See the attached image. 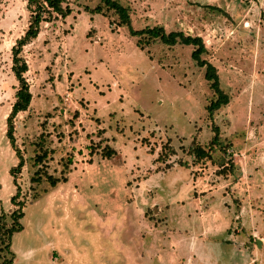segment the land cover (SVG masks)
Wrapping results in <instances>:
<instances>
[{
  "label": "rangeland",
  "instance_id": "rangeland-1",
  "mask_svg": "<svg viewBox=\"0 0 264 264\" xmlns=\"http://www.w3.org/2000/svg\"><path fill=\"white\" fill-rule=\"evenodd\" d=\"M97 1L65 0L69 14L42 23L21 50L31 99L13 118L23 158L13 176L25 204L11 264H264V0H116L129 7L133 29L201 37V57L228 95L211 118L191 46L153 40L139 49L112 13L84 10ZM25 4L0 0V213L13 208L8 170L17 159L5 118ZM212 125L224 154L213 148L212 160L196 161L182 152L193 135L205 147ZM41 132L48 174L71 160L54 187L30 181ZM167 142L175 154L156 161ZM104 144L115 150L110 158Z\"/></svg>",
  "mask_w": 264,
  "mask_h": 264
},
{
  "label": "trees",
  "instance_id": "trees-1",
  "mask_svg": "<svg viewBox=\"0 0 264 264\" xmlns=\"http://www.w3.org/2000/svg\"><path fill=\"white\" fill-rule=\"evenodd\" d=\"M25 8L28 11L26 27L22 34L14 40L10 47V70L17 82V85L13 93V101L10 104L9 112L5 118V136L14 151L17 162L8 170L9 174L12 176V183L15 187L14 193L8 199L13 208L8 210L6 213H0V257L2 256L0 264H11L13 262L14 257L10 250V239L14 232H18L22 229V225L19 220L24 214L22 208L25 204V200L23 198L19 200L20 192L13 176L19 172L23 165V158L18 150L13 136V118L17 113L27 110L31 99L28 84L24 78V73L27 70V64L21 55V50L23 46L36 38L42 23L50 22L57 17L65 18L70 12L65 0H26ZM84 10L91 13H100L101 15L108 12L112 13L116 18L115 24L117 26L125 27L129 36L136 37V45L139 49H143L153 40H157L166 46H172L174 44L191 46L189 56L196 66L203 69V79L206 81L207 87L211 92V97L204 106L207 118H211L214 111L227 104L228 95L220 88L215 67L208 60L201 57L206 52L201 37L197 35L184 34L179 30L165 31L160 25L133 29L130 24L129 7L127 5L120 4L116 0H98L96 5L92 8L85 6ZM211 132L212 136L206 143L205 147L197 143L195 141L196 135H193L187 145L181 147L182 152L191 156L193 160L196 161L203 159L212 160L211 152L213 148H217L221 155L224 154L227 145L221 144L217 127L212 125ZM44 141L45 135L41 132L38 135V141L34 143L35 153L31 158L32 164L36 166V169L32 173L30 181L35 182L40 179H44L50 187H54L67 180V173L69 172L71 160L68 158L61 163V169L58 176L48 174L44 169V160L51 150L43 146ZM90 152L91 151H89V153ZM114 153L115 150L107 144H104L100 151L103 158H110L114 155ZM174 154L175 150L173 149V146L170 142H167L162 145L160 152L155 157V160L164 161L166 158ZM175 162L180 166L186 165L180 159H177ZM230 168L231 165H229L228 162L223 163L220 164L218 169L219 171L217 172L225 174V172L229 171ZM1 252L8 255V257L1 255Z\"/></svg>",
  "mask_w": 264,
  "mask_h": 264
}]
</instances>
